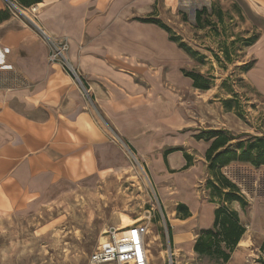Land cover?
Here are the masks:
<instances>
[{
	"label": "rangeland",
	"instance_id": "obj_1",
	"mask_svg": "<svg viewBox=\"0 0 264 264\" xmlns=\"http://www.w3.org/2000/svg\"><path fill=\"white\" fill-rule=\"evenodd\" d=\"M3 2L10 17L33 27L46 49L47 65L71 79L96 125L109 137L104 156L99 157L95 168L84 166L83 179L77 184L63 180L58 189L35 198L23 195L17 204L12 197L2 199L0 193V264H89L102 231L116 227L121 216L147 227L145 243L150 264H167V246L174 250L176 264H214L198 258L189 245L191 241L181 244L174 231L184 225L178 221L182 216L178 204L190 209L189 202L180 201L191 196H198L200 203L207 201L205 152L187 145L184 150L189 151L192 167L172 171L167 169L163 152L169 149L167 141L189 137V131L221 130L235 138L232 143L246 135H264V82L259 74H253L264 67V14L246 0L157 1L151 12L158 15V22L197 55L190 57L173 43L180 52L178 58L143 63L154 78L132 76L149 99L163 93L162 99L153 100L163 107V132L147 134L157 151L140 157L131 141L109 132V124L94 106L93 83L71 60L69 44L65 57L81 86L62 67L48 60V47L33 25L38 13L28 10L22 15ZM202 8L209 14L210 27L195 25V12ZM36 25L43 29L39 21ZM225 51L230 62L225 59ZM171 56L169 51L168 58ZM136 68L133 66V71ZM184 72L202 75L204 79L199 83L208 84L207 90L193 88ZM221 172L248 203L245 209L237 203L230 206L237 211L245 233L226 264H259L258 248L264 239V166L254 168L235 162ZM201 217H209V213H201ZM192 230L184 239L196 238V225Z\"/></svg>",
	"mask_w": 264,
	"mask_h": 264
},
{
	"label": "crops",
	"instance_id": "obj_2",
	"mask_svg": "<svg viewBox=\"0 0 264 264\" xmlns=\"http://www.w3.org/2000/svg\"><path fill=\"white\" fill-rule=\"evenodd\" d=\"M157 1L42 0L36 4L37 19L45 33L66 38L71 60L91 79L94 106L109 124V132L131 141L140 157L157 151L153 138L147 134L163 132V107L158 100L153 102L162 99L163 93H155V98L149 99L132 76L154 78L143 63L173 60L180 53L164 30L141 22L160 20L151 12ZM246 1L264 14V0ZM0 12H6L3 0ZM169 51L172 59L168 58ZM133 66H137L135 71ZM253 74H259L264 82V67ZM189 132V137H176L165 143L169 149L163 157L169 171L192 167L184 158V154L189 157V151L184 150L187 145L207 150L209 144L196 139L200 132ZM107 137L85 108L71 79L47 65L46 49L33 27L8 15L0 22L2 199L12 197L17 204L23 195L35 198L58 189L63 180L77 184L83 179L84 166L93 169L99 157L104 156ZM180 202L190 203L189 216L178 220L184 225L174 229L175 235L181 238V244L191 241L187 244L192 248L195 238L184 237L191 235L195 225L197 233L210 227L214 206L207 201L200 203L198 196ZM205 212L209 217H201Z\"/></svg>",
	"mask_w": 264,
	"mask_h": 264
},
{
	"label": "trees",
	"instance_id": "obj_3",
	"mask_svg": "<svg viewBox=\"0 0 264 264\" xmlns=\"http://www.w3.org/2000/svg\"><path fill=\"white\" fill-rule=\"evenodd\" d=\"M42 0H16L24 8L36 5ZM205 15V19L202 16ZM209 14L206 8L195 12L194 21L197 28L210 27L212 23L208 19ZM8 14L0 12V22L6 20ZM144 23H152L164 30L168 34V40L176 43L178 48L190 57L197 55L191 51L185 44L180 43L173 33L163 24L154 19L141 20ZM227 62L228 53L225 51ZM184 76L192 81V87L200 91L207 90L208 84L199 83L204 79L202 75L185 73ZM197 140H203L209 143L205 151L206 175L207 180L204 190L207 192V202L215 205L213 219L209 228L200 230L192 244V252L198 258H205L214 264H226L235 248L241 241L245 226L240 221L237 211L230 209L233 203H237L242 209L248 206L244 196L239 188L226 178L221 170L231 163H245L254 168L264 166V135L251 136L246 135L242 140L232 143L235 138L228 137L221 130H209L201 132L196 136ZM172 151H168L170 153ZM184 158L189 164V157L184 154ZM179 211L182 212L181 218L189 216L188 210L184 205H178ZM259 258L257 262L264 264V239L259 248Z\"/></svg>",
	"mask_w": 264,
	"mask_h": 264
},
{
	"label": "built area",
	"instance_id": "obj_4",
	"mask_svg": "<svg viewBox=\"0 0 264 264\" xmlns=\"http://www.w3.org/2000/svg\"><path fill=\"white\" fill-rule=\"evenodd\" d=\"M5 2L8 4V7L22 15L24 11L28 10L33 12V14L37 12V6L34 5L29 8H24L14 0H5ZM36 16H34V19L37 22L36 24H38ZM36 24L33 22L35 28L41 33L42 40L48 47V60L53 64H58L67 74L75 75V73L69 69V64L65 57L68 50V42L66 39H57L48 36L45 31ZM73 79H75L80 86L82 85L77 76H73ZM146 229V226L133 224L129 227H111L103 230L97 247L90 255L89 264H150L149 251L145 243V236L148 232ZM165 253L167 255V264H176L174 262L176 258L175 252L171 246L166 247Z\"/></svg>",
	"mask_w": 264,
	"mask_h": 264
},
{
	"label": "bare ground",
	"instance_id": "obj_5",
	"mask_svg": "<svg viewBox=\"0 0 264 264\" xmlns=\"http://www.w3.org/2000/svg\"><path fill=\"white\" fill-rule=\"evenodd\" d=\"M134 224V221L130 220L125 216H121L120 223L116 226L117 228L129 227ZM241 243V242H240Z\"/></svg>",
	"mask_w": 264,
	"mask_h": 264
}]
</instances>
